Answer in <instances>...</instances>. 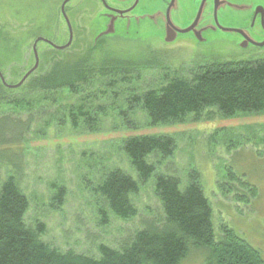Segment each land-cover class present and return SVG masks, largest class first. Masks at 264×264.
Segmentation results:
<instances>
[{"label": "rangeland", "instance_id": "374dc122", "mask_svg": "<svg viewBox=\"0 0 264 264\" xmlns=\"http://www.w3.org/2000/svg\"><path fill=\"white\" fill-rule=\"evenodd\" d=\"M64 1L0 0V73L8 84L18 83L33 67L32 46L37 38H48L57 46L67 44L70 34L61 14ZM101 7L99 0H68L64 11L71 26L69 45L60 50L45 40L36 42L38 65L33 76L43 74L57 60L82 59L96 78L108 60H128L132 66L122 91L116 92L121 94L112 97L114 106L111 102L96 103L105 109H93L100 119L94 130L81 123L72 128L66 110L53 107L51 115L34 124L19 144L0 145V182L11 174L17 178L29 201L25 222H42L41 239L61 251L97 256L100 243L117 247L123 236L143 221L161 216L153 177L130 196L137 215L128 220L97 214L95 207L100 200L92 189L102 172L111 167L136 177L119 150L123 139L169 136L175 143L172 154L148 157L155 165V174L175 176L182 186L196 175L210 202L215 240H222L227 230H232L264 260V110L226 117L211 109L154 126L138 108L126 111L127 120L119 113L125 110L127 92L156 88L166 78L187 76L192 68L213 62L264 59V47L239 49L220 37L204 44L186 39L174 42L176 36L165 41L147 22L140 24L137 37L99 40L107 30L105 25L97 32L102 27L96 20ZM24 86L8 89L7 95L20 97ZM62 100L76 104L78 97ZM18 111L20 114L5 113L19 122L26 121L24 111ZM8 130L5 139L11 140L12 130ZM52 184L63 187L61 202L53 198ZM206 257V251L192 250L180 264H203Z\"/></svg>", "mask_w": 264, "mask_h": 264}, {"label": "trees", "instance_id": "16d2710c", "mask_svg": "<svg viewBox=\"0 0 264 264\" xmlns=\"http://www.w3.org/2000/svg\"><path fill=\"white\" fill-rule=\"evenodd\" d=\"M131 63L108 60L96 78L82 59L57 60L43 74L29 75L19 86L25 85L20 97L7 95L12 89L0 81V145L19 144L34 124L51 115L53 107L66 110L72 128L77 129L81 123L89 131L94 130L100 119L93 109H105L96 103L115 104L112 97L121 94L116 92L122 91ZM70 96L78 97L79 102L64 103L62 99ZM124 99L125 110L119 112L125 116L123 119L126 111L138 108L151 126L181 121L211 109L226 117L259 112L264 110V59L205 64L192 68L187 76L166 78L156 88L127 92ZM8 106L13 109L7 110ZM18 110L24 111L26 121L7 115L20 114ZM8 127L12 130L11 140L5 139ZM174 146L169 136L138 135L122 140L119 150L136 177L116 166L102 172L91 188L100 200L95 207L97 214L121 220L135 217L137 211L130 196L153 177L161 216L143 221L123 236L117 247L98 244L97 256L61 251L43 241L44 224L25 222L28 198L15 175L7 176L0 182V264H180L192 250L207 252L203 264H264L259 251L232 230H227L222 240H215L210 202L196 175L192 174L182 186L175 176L155 174V165L148 157H169ZM13 166L18 168L14 162ZM52 187L53 198L61 202L63 187Z\"/></svg>", "mask_w": 264, "mask_h": 264}, {"label": "flooded vegetation", "instance_id": "af4514ba", "mask_svg": "<svg viewBox=\"0 0 264 264\" xmlns=\"http://www.w3.org/2000/svg\"><path fill=\"white\" fill-rule=\"evenodd\" d=\"M99 2L102 7L96 20H99V26L102 27L97 32L113 22V32L103 35L99 40L109 36L129 39L137 37L140 24L147 22L162 34V38L165 36L166 28L175 30L174 42L186 39L204 44L220 37L223 38V42L231 43L239 49L256 50L264 47V0H99Z\"/></svg>", "mask_w": 264, "mask_h": 264}, {"label": "water", "instance_id": "95a60500", "mask_svg": "<svg viewBox=\"0 0 264 264\" xmlns=\"http://www.w3.org/2000/svg\"><path fill=\"white\" fill-rule=\"evenodd\" d=\"M67 1H68V0L64 1L63 4H62V6H61V14H62L63 18L65 19V22H66V24H67V27H68V30H69V34H70V36H69V40H68L67 44H65V45H63V46H57V45H55V44H52L50 41H48V40H46V39L37 38V39L35 40L33 46H32V50H33V54H34V58H35V63H34V65H33V67L30 68V69H29V70L23 75V77L20 79V81H19L18 83H15V84H8V83L4 80L2 74L0 73V81L2 82V84H3L4 86H6V87H8V88H17V87H19L20 85H22V83L25 81V79H26V78H27L32 72H34V70L36 69V67H37V65H38V56H37L36 47H35L36 42H37L38 40H40V39L45 40V41H47V43H49L52 47H54V48H56V49H60V50L64 49L65 47H67V46L69 45V43H70V41H71V26H70V23H69V21H68V18H67V16H66V14H65V11H64V5H65V3H66ZM176 30H177V29H176ZM179 31H180V30H179ZM181 31H184V30H181ZM112 32H113V22H111V23L109 24V26L107 27V30H106L105 32H103V34H109V33H112ZM175 33H176L175 30H171V29H169V27L166 28V33H165V36H164V40H165V41H171L172 39H174V36H175L174 34H175Z\"/></svg>", "mask_w": 264, "mask_h": 264}]
</instances>
